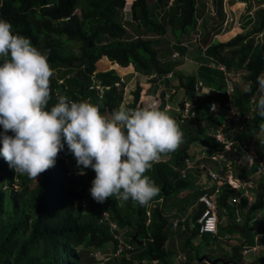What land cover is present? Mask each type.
<instances>
[{
  "label": "trees",
  "instance_id": "trees-1",
  "mask_svg": "<svg viewBox=\"0 0 264 264\" xmlns=\"http://www.w3.org/2000/svg\"><path fill=\"white\" fill-rule=\"evenodd\" d=\"M150 1L133 0L130 5L131 19L126 21L123 8L128 9L130 0L126 5V0H0V18L9 21L15 33L29 38L32 45L47 56L53 69L48 109L58 102L55 95V91H58L72 101H87L97 105L102 114H111L123 101L122 86L114 85L123 73L137 71L161 76L172 72L175 81L166 79L165 83H171L176 91L184 90L187 96L196 93L195 76L183 74L169 60L162 61L155 40L162 38L169 29L179 42L178 34L187 32L195 24V0H173L171 8H174V12L169 15L168 21L157 19ZM164 1L158 0V3L163 4ZM77 9L79 12H76ZM256 13L258 25L255 31H260L264 27V7ZM131 30L137 34H132ZM259 42L255 43V39L248 34L238 33L227 40H217L206 49L207 56L234 71L245 72L239 82L233 81L234 103L241 113L249 110L248 100L256 95V78L264 74V33ZM57 69L65 72L55 74ZM70 71L72 74L60 83L58 77ZM92 76L100 85H108L109 89L99 94L98 90L90 88ZM130 76L128 74L126 77ZM211 80L209 78V83L213 82ZM215 85L219 94H199V112L212 101H226L224 79L221 78ZM246 86L251 87L250 92L243 91ZM141 89L142 83L139 82L132 92L133 99L124 105L133 109L145 107L147 98L141 95ZM165 103L161 94V102L157 106L164 110ZM216 111L197 118H173L178 120L176 122L184 133V142L174 151L173 164L160 161L145 173L160 188L150 206L148 224L147 205L140 206L131 200L124 202L114 198L104 202L118 224L117 233L132 243L136 250L130 259L121 256L106 264H133L132 259L142 257L157 259V264L170 262L172 252L166 246L170 217L166 215L164 203L190 185L188 178H181L173 167H184V159L190 155L189 149L197 139H202L208 150L220 147L219 143L204 134L207 127L216 128L223 120L218 121ZM263 130L264 118L252 110L245 129L242 133H236L235 137L252 143L254 135ZM236 155L243 156V153L238 150ZM64 157L65 147L58 153L54 166L34 180L16 174L0 154V264H81L84 253L106 251L109 242L115 246L116 240L109 229L98 221L100 205L89 192L95 172L86 168L83 175L68 176L69 170L80 169L76 161L67 165ZM233 168L235 174L246 177L253 173L255 165L238 163ZM255 181V200L246 209L241 223L236 224L243 232L247 229L264 231V222L247 228L254 213L264 208V176L255 177ZM202 192L204 190H196L191 197L197 199ZM234 193L236 191L227 184L220 187L216 197L218 212L228 207ZM84 198H88V202L82 207ZM159 198H163L162 203L158 201ZM240 203L242 208L248 205L245 197L241 198ZM202 209L200 203L193 216L189 242L199 234L196 218ZM134 234L136 240L133 239ZM241 247V244L233 245V255L229 258L237 264L241 259Z\"/></svg>",
  "mask_w": 264,
  "mask_h": 264
},
{
  "label": "clouds",
  "instance_id": "clouds-1",
  "mask_svg": "<svg viewBox=\"0 0 264 264\" xmlns=\"http://www.w3.org/2000/svg\"><path fill=\"white\" fill-rule=\"evenodd\" d=\"M262 36L253 38L259 42ZM182 57L180 53L176 58ZM0 58V154L16 174L36 180L54 166L66 144L79 174L86 168L95 172L89 192L97 203L114 198L146 206L158 196L160 188L145 173L162 154L176 151L184 142L172 117L157 105L133 109L124 104L105 116L97 105L63 95L48 109L53 69L47 56L3 18ZM256 84L253 111L264 118V74L257 76Z\"/></svg>",
  "mask_w": 264,
  "mask_h": 264
},
{
  "label": "crops",
  "instance_id": "crops-1",
  "mask_svg": "<svg viewBox=\"0 0 264 264\" xmlns=\"http://www.w3.org/2000/svg\"><path fill=\"white\" fill-rule=\"evenodd\" d=\"M132 1L130 0V5ZM150 3L153 6L154 15L161 21H168L169 15L174 12V8H171V6L167 7L169 3L166 0L163 4H159L158 0H151ZM263 7L264 0H195L196 21L194 26L187 32L178 34L180 37L179 42L176 41L174 34L169 29L162 38H156V49L159 52V56L162 61L169 60L175 63V68L183 74L195 76V79L204 85V91L199 93L200 96H203L205 92H213L215 95L216 93L219 94L220 91L215 87V84L222 78V73L217 69H211L207 66L209 57L206 55L207 47L217 40H227L238 33L248 34L249 37L259 35L260 33L263 34L264 27L260 31H255L258 25L256 11ZM131 31L132 34H137L133 30ZM143 33L145 32H141V34ZM175 50L180 51L183 57L172 58L171 53ZM209 78H212V83H209ZM145 80V76L139 73L128 81L127 87L128 89L134 88L138 82H141L143 87L148 88V92L154 93L156 91L155 83L151 81L150 85L148 83L145 84ZM172 80L174 82L175 77ZM181 93L182 91L178 90L172 95L170 100L175 101L177 107L182 97ZM127 98L129 97L127 96ZM169 110L165 109L163 111ZM221 111V109H218L215 114L219 122L224 116V113L222 116ZM175 115L173 116L175 117ZM203 115H205V112L201 108L199 116ZM238 139L242 140L241 137ZM261 141H263L262 144H260ZM194 143L197 146H194ZM194 143L189 149V156L192 158L197 157L200 149H208L202 139H197ZM248 144L251 149L250 154L254 155L253 161H248L243 156L240 159L237 157L236 160L242 165L250 163L256 166L258 160H264V136L256 141L253 139V142ZM169 162L173 164L170 160ZM205 163L210 168H216L218 166L216 162L209 160H206ZM187 178L190 181L189 187L173 196L176 199L173 200V197H170L164 203L167 209L166 215L170 217L166 246L171 250L172 258L168 264H216L219 261L216 263L212 261L217 258H222L228 260L229 263L237 264L235 260L229 259L233 255L232 246L246 243L250 245L258 244L262 247L255 252H249L248 255L250 256L243 257L240 253L241 259L238 263L264 264V231L261 229H251L249 231L247 229L243 232L236 226V224L241 223L243 214L249 207L248 205L242 208L241 203H239L241 217L240 220H237L234 204L229 202L228 207L218 212L219 224L216 235L196 234L190 242L188 241L190 230L194 225L193 216L200 204L196 202V199L191 197V194L196 190H202L201 182L205 177L202 169H193L188 171ZM187 196L188 198H186ZM176 219L179 222L174 228L172 222ZM262 222H264V208L254 213L253 219L247 223V228L249 226H257V224ZM107 247L108 249H112L114 243H107ZM181 254L185 255L184 260L178 257ZM203 255L207 256L210 261L202 258Z\"/></svg>",
  "mask_w": 264,
  "mask_h": 264
},
{
  "label": "built area",
  "instance_id": "built-area-1",
  "mask_svg": "<svg viewBox=\"0 0 264 264\" xmlns=\"http://www.w3.org/2000/svg\"><path fill=\"white\" fill-rule=\"evenodd\" d=\"M127 3V2H125ZM167 7L170 6L172 0H168ZM130 6V4H129ZM125 8V6H124ZM123 8V18L124 20H128L130 17L129 15L126 16L124 14ZM126 29L127 26L124 25ZM257 36L255 38L258 39ZM260 41V40H259ZM258 42V41H256ZM255 42V43H256ZM260 43V42H259ZM180 53L178 51H174L171 54L172 58L179 57ZM264 63V57H263ZM207 66L211 69H217L222 73V78L225 82V87L223 89L224 94L226 95V101L222 103L220 100L210 102L205 108V113H213L218 109L224 111L223 120L218 123V127H207L204 131V134L208 137L213 139L215 142L220 144L219 148H215L213 150L208 149H200L197 153V157L192 158L191 156L185 157L184 159V167L182 169H176L173 167L174 170H177L181 176V178H186L187 173L189 170L197 169L201 170L204 174V179L202 180V192L196 199L197 203H201L203 205V209L200 215L196 218L197 230L199 234H211L216 235L218 232V224H219V216L216 206V197L218 195L219 189L222 185L227 184L232 189L236 191L232 198H230L229 202L234 204V211L236 215V219L240 220V208L239 203L242 197L246 198V202L251 205L256 196V188L257 184L255 181V177H263L264 176V160H258L255 166V170L249 176L243 177L239 176L234 173L233 166L238 164L239 161L236 160L238 157L239 159L242 156H237L236 152L240 150L243 153V157H245L248 161H253V154H250V146L246 142L235 138L236 133L241 132L245 129L247 125V121L251 116V111L253 110V98L251 96L248 100L249 102V110L245 113H241L239 108L234 103L233 92H234V84L233 81H240L242 75L244 73L234 71L232 68H228L224 63L216 61L213 57H208ZM72 72H67L64 77H59L58 80L60 83H63L65 78L69 77ZM131 74L130 78L127 79V75ZM128 74H121L119 80H117L114 85L115 86H122L123 90V101L122 104L128 103L133 99V90L136 88L128 89L127 83L131 78H134L139 72L134 71ZM141 74V73H140ZM146 78L144 83H148L150 85L152 79L154 78V83L156 86V91L148 92V88L143 87L141 89V95H145L144 106L153 105V104H160L161 102V94L165 99V109H170L169 102L173 94L177 91L175 90L174 86L165 83V80L168 79L171 81L174 78L172 72H168L165 75L157 76L156 74L145 75ZM92 78V83L90 84V88L98 90L99 94H102L105 89H109L108 85H100L95 79ZM173 81V80H172ZM152 82V83H153ZM139 83V82H138ZM67 89V87L65 86ZM194 90L196 93L192 94L191 96H187L184 90L182 91V97L179 100V105L176 108V115L181 119L186 118H197L199 117L198 107L200 105L199 101V93L204 91V85L199 81H194ZM56 97H59L60 94L58 91H55ZM66 96V95H63ZM127 96L129 98H127ZM67 97V96H66ZM71 100L69 97H67ZM121 104V105H122ZM215 104V109L212 108V105ZM262 143V141H261ZM230 150H233L234 156H229ZM169 158H164L161 156V161H168ZM209 160L211 162H216V168H210L205 161ZM73 161H75V157L68 151L67 145H65V157L64 162L69 165ZM170 163V162H169ZM80 170H69L67 175L79 176L81 174ZM85 173V171H84ZM212 190V191H209ZM163 198H159L158 201L162 202ZM88 202V198H84L81 201V206L85 207ZM154 202V198L149 202L146 206V215L147 220L146 224L150 222V206ZM100 205V216H99V223L105 225L110 233L112 234L113 238L116 240V244L112 249H108L106 251L95 250L89 254L90 258L92 259V264H106L110 261H113L121 256H126L128 259L131 258L132 253H134L135 247L132 243L126 241L122 235L117 233L119 229L118 224L115 220L112 219L110 211L105 207L104 203H99ZM179 220H174L172 222V226L175 228L178 225ZM143 242V241H142ZM262 246L258 244L250 245V244H243L241 249V255L243 257L247 256L249 252H255ZM181 260L185 259V255L178 256ZM157 259H148L145 257L142 258H135L132 259L133 264H157ZM232 264V263H229ZM236 264V263H235Z\"/></svg>",
  "mask_w": 264,
  "mask_h": 264
},
{
  "label": "rangeland",
  "instance_id": "rangeland-1",
  "mask_svg": "<svg viewBox=\"0 0 264 264\" xmlns=\"http://www.w3.org/2000/svg\"><path fill=\"white\" fill-rule=\"evenodd\" d=\"M125 5H126V3H125ZM127 10H128V12H129V16H130V14H131V10H130V6L128 7V9L126 8H124V14H125V16H126V13H127ZM76 12H79V9H77L76 10ZM128 15V14H127ZM175 34V33H174ZM263 39V36L260 38V42H261V40ZM65 71H63V69H57V70H55V74H58V73H61V74H63ZM70 72H72V71H70ZM69 72V73H70ZM65 74H67V73H65ZM61 77V76H60ZM59 78V77H58ZM173 79V78H172ZM216 87V86H215ZM169 106H170V110L169 111H165L170 117L172 116V115H175L176 114V109H175V107H177V104L175 103V101H170L169 102ZM223 113H224V111L222 110L221 111V114H222V116H223ZM103 115H105V116H110V114H108V113H105V114H103ZM222 118V117H221ZM175 121H178L177 119L175 120ZM239 136V135H238ZM264 136V130L263 131H259L258 133H256L255 135H254V141H256V140H258V139H260L261 137H263ZM240 138V137H239ZM194 146H197V144L196 143H194ZM162 157H164V158H169L168 159V161L170 160L171 162H173V160H174V152H171V153H168V154H162ZM76 161V160H75ZM74 162V161H73ZM72 162V163H73ZM173 196H175L174 194L172 195V197ZM174 199H176V197H173V200ZM179 200V199H178ZM84 256L82 257V263L81 264H92L91 263V261H92V259L90 258V256H89V254H87V253H84L83 254ZM247 256H250V255H247Z\"/></svg>",
  "mask_w": 264,
  "mask_h": 264
},
{
  "label": "water",
  "instance_id": "water-1",
  "mask_svg": "<svg viewBox=\"0 0 264 264\" xmlns=\"http://www.w3.org/2000/svg\"><path fill=\"white\" fill-rule=\"evenodd\" d=\"M172 118H174V116L172 115L171 116ZM181 119V118H180ZM229 154V156H234V154H233V150H230V152L228 153ZM237 159V158H236ZM162 189H163V187H162ZM168 193L166 192L165 193V195H167ZM133 239L134 240H136V234H134L133 235ZM142 241H140V243H141ZM202 258H205V259H207L208 261H210V259L207 257V256H205V255H203L202 256ZM222 262L223 264H228L229 263V261L228 260H224V259H222V258H217V259H214L212 262L213 263H216V262Z\"/></svg>",
  "mask_w": 264,
  "mask_h": 264
}]
</instances>
